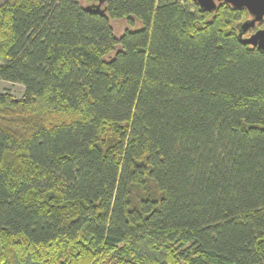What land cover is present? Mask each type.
<instances>
[{
  "label": "trees",
  "instance_id": "trees-1",
  "mask_svg": "<svg viewBox=\"0 0 264 264\" xmlns=\"http://www.w3.org/2000/svg\"><path fill=\"white\" fill-rule=\"evenodd\" d=\"M100 2L0 0V264H264L247 12Z\"/></svg>",
  "mask_w": 264,
  "mask_h": 264
},
{
  "label": "water",
  "instance_id": "water-1",
  "mask_svg": "<svg viewBox=\"0 0 264 264\" xmlns=\"http://www.w3.org/2000/svg\"><path fill=\"white\" fill-rule=\"evenodd\" d=\"M204 11H215L217 5L227 4L235 10H245L248 19L238 25V37L245 45L264 51V26L256 29V25L264 19V0H192ZM99 0L95 8L98 9ZM89 8V7H86ZM256 29V30H255ZM255 30L253 33H251ZM251 33L249 36H247Z\"/></svg>",
  "mask_w": 264,
  "mask_h": 264
},
{
  "label": "rangeland",
  "instance_id": "rangeland-1",
  "mask_svg": "<svg viewBox=\"0 0 264 264\" xmlns=\"http://www.w3.org/2000/svg\"><path fill=\"white\" fill-rule=\"evenodd\" d=\"M75 1H77L83 7L97 5L96 0H75ZM112 27L114 33L117 36H120L127 28L128 30H135L140 28L141 25L140 24L138 25V23L135 22L134 27L136 28L133 27L130 28V26L127 24L125 20H117V21H112ZM0 93H8L14 98L21 99L24 95V90L20 85L11 84L10 82L0 80Z\"/></svg>",
  "mask_w": 264,
  "mask_h": 264
},
{
  "label": "flooded vegetation",
  "instance_id": "flooded-vegetation-1",
  "mask_svg": "<svg viewBox=\"0 0 264 264\" xmlns=\"http://www.w3.org/2000/svg\"><path fill=\"white\" fill-rule=\"evenodd\" d=\"M96 2L98 3L99 2V0H96ZM264 26V19L260 22V23H258L257 25H256V29H259V28H261V27H263ZM255 29V30H256ZM255 30H253L251 33H253ZM251 33H249L247 36H249Z\"/></svg>",
  "mask_w": 264,
  "mask_h": 264
}]
</instances>
